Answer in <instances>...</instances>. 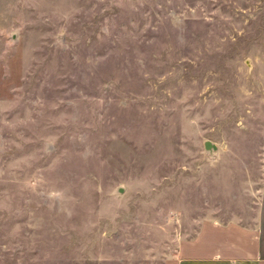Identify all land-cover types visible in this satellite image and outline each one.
Wrapping results in <instances>:
<instances>
[{
  "label": "rangeland",
  "instance_id": "rangeland-1",
  "mask_svg": "<svg viewBox=\"0 0 264 264\" xmlns=\"http://www.w3.org/2000/svg\"><path fill=\"white\" fill-rule=\"evenodd\" d=\"M263 179L264 0H0V264H158Z\"/></svg>",
  "mask_w": 264,
  "mask_h": 264
},
{
  "label": "crops",
  "instance_id": "crops-1",
  "mask_svg": "<svg viewBox=\"0 0 264 264\" xmlns=\"http://www.w3.org/2000/svg\"><path fill=\"white\" fill-rule=\"evenodd\" d=\"M253 192L242 218L200 220L193 231L173 236L158 264H264V186Z\"/></svg>",
  "mask_w": 264,
  "mask_h": 264
},
{
  "label": "water",
  "instance_id": "water-1",
  "mask_svg": "<svg viewBox=\"0 0 264 264\" xmlns=\"http://www.w3.org/2000/svg\"><path fill=\"white\" fill-rule=\"evenodd\" d=\"M203 147H204V149H205L207 152H209L210 155H212V151H213V150H216V149H217L216 145H215L214 143H212L210 140H205V141L203 142ZM117 192H118V193H121V192H122V187H119V188L117 189Z\"/></svg>",
  "mask_w": 264,
  "mask_h": 264
}]
</instances>
